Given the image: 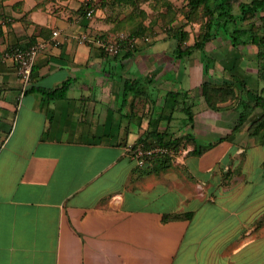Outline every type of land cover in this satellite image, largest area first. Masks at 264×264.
<instances>
[{"label": "crops", "instance_id": "crops-1", "mask_svg": "<svg viewBox=\"0 0 264 264\" xmlns=\"http://www.w3.org/2000/svg\"><path fill=\"white\" fill-rule=\"evenodd\" d=\"M81 5L0 3V56L44 44L27 83L0 57V264H264V145L248 122L232 131L235 100L207 106L201 55L176 57L173 35L131 55L81 42L82 32H113L98 6L90 1L88 18ZM243 46L212 38L208 78L244 81L233 90L252 101L262 89L257 48ZM125 79L141 88L125 90ZM63 82L65 96L48 99ZM169 92L193 100L192 126ZM154 128L213 145L136 166L129 148L154 142Z\"/></svg>", "mask_w": 264, "mask_h": 264}, {"label": "trees", "instance_id": "trees-1", "mask_svg": "<svg viewBox=\"0 0 264 264\" xmlns=\"http://www.w3.org/2000/svg\"><path fill=\"white\" fill-rule=\"evenodd\" d=\"M5 0H0L4 2ZM117 3H128L134 0H116ZM90 7V2L79 7L81 14L86 13ZM186 9L182 14L186 17L187 21L200 22L199 33L192 42H189V33L183 30L180 26H173L166 29V34L175 36L176 38V57H185L191 55L193 52L198 51L202 60V81L200 83L201 98L207 104L208 107L216 109L220 103L228 100H235L236 109L239 112L237 122L233 126V130L238 129L240 126L248 122V133L254 136L260 144L264 145V96L262 91L264 88V0H187ZM237 7V10H234ZM130 36H135L141 41H146L149 38L156 36V32L153 29L148 28L145 23L133 26L129 29ZM223 36L227 38L232 46L252 44L257 48V78L261 81V91L253 95L252 101L243 100L239 97L233 88L237 86H245V82L242 80L225 81L221 84L213 83L209 78V70L213 67V59L205 51L206 44L216 36ZM100 37H108L109 34H99ZM140 41V42H141ZM139 44V43H138ZM138 44L133 47H123L117 54L121 52L125 54H133L138 49ZM100 49V48H99ZM103 53L109 54L102 49ZM237 82V84H235ZM34 89L35 87H30ZM39 88V87H38ZM67 88V82L57 89L46 91L48 99L56 97H64L65 90ZM125 90L133 88H141L138 79H125ZM41 91H45L42 90ZM137 92V91H136ZM179 92L167 93V102L171 100L172 108H175L176 104L182 103L181 110L186 114L188 123L192 126L193 123V110L194 102L192 99L186 97L182 92L181 100L178 99ZM170 98V99H169ZM259 109L256 116L251 118L254 110ZM149 135L153 137L154 142L169 146L177 151L180 147L192 149L187 153L201 154L206 149L210 148L213 144L206 145L200 144L195 140V137L191 132H186L183 135L173 137L167 135L164 131H158L156 128L149 132ZM141 144L148 145L145 138H140ZM170 154L156 155L158 157H168ZM153 156L150 159L157 158ZM149 160V159H148ZM147 160V161H148Z\"/></svg>", "mask_w": 264, "mask_h": 264}, {"label": "rangeland", "instance_id": "rangeland-1", "mask_svg": "<svg viewBox=\"0 0 264 264\" xmlns=\"http://www.w3.org/2000/svg\"><path fill=\"white\" fill-rule=\"evenodd\" d=\"M90 1L93 6H98L101 9H99L100 12L105 13L104 19L111 23L112 35L129 34L131 27L141 23H145L148 28L153 29L156 35L166 33V29L169 27L182 25L181 28L189 33V42H192L199 33L200 22L197 20L187 21L182 14L187 8V0H134V3H117L116 0H97V2L95 0H78L82 5ZM234 10L236 11L237 7H234ZM243 47L256 49L249 44ZM178 150L184 152L187 148L179 147Z\"/></svg>", "mask_w": 264, "mask_h": 264}, {"label": "built area", "instance_id": "built-area-1", "mask_svg": "<svg viewBox=\"0 0 264 264\" xmlns=\"http://www.w3.org/2000/svg\"><path fill=\"white\" fill-rule=\"evenodd\" d=\"M94 14V8L89 7L85 13L86 17ZM57 30L52 35H57ZM81 42L93 44L109 54H117L123 47H133L138 44L141 39L130 36L128 34H117L108 37H100L99 35L89 36L82 32L78 35ZM53 42H56L53 40ZM44 47L43 43L31 44L26 48L13 47L5 50L0 57L11 59L17 66V73L20 79L27 83L31 79L32 67L37 53ZM130 156L134 160L136 166H143L148 159L161 154H174L175 150L169 146L152 142L149 145L135 144L130 146Z\"/></svg>", "mask_w": 264, "mask_h": 264}]
</instances>
